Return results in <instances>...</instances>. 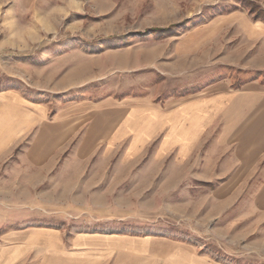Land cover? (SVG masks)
I'll return each instance as SVG.
<instances>
[{"label": "rangeland", "instance_id": "rangeland-1", "mask_svg": "<svg viewBox=\"0 0 264 264\" xmlns=\"http://www.w3.org/2000/svg\"><path fill=\"white\" fill-rule=\"evenodd\" d=\"M250 3L264 9V0H0V133L10 138L0 143V264L22 248L13 264H76L90 247L109 251L100 264H163L171 253L264 264L255 204L264 181L225 196L230 181L207 178L217 165L156 161L155 143L139 159H125L126 142L80 161L86 130L35 166L39 127L17 126L24 114L52 120L108 98L161 104L215 80L264 76V22ZM132 241L153 242L132 254Z\"/></svg>", "mask_w": 264, "mask_h": 264}, {"label": "crops", "instance_id": "crops-1", "mask_svg": "<svg viewBox=\"0 0 264 264\" xmlns=\"http://www.w3.org/2000/svg\"><path fill=\"white\" fill-rule=\"evenodd\" d=\"M257 69L259 73L264 72V66ZM258 76L240 86H233L228 80H215L200 91L177 94L161 104L147 98H108L93 105L66 109L52 120H44L40 114L27 117L24 114L17 126L19 129L39 127L28 153V160L35 166L51 163L59 149L86 130L77 149L80 161L102 146L111 151L126 142L125 159H139L155 143L156 161L175 156L178 167H185L195 163L197 157H205L209 169L217 165L215 171L208 172L207 178L230 181L231 184L224 188V195L242 196L247 181H264V76ZM46 135L49 142L44 141ZM7 136L8 133L1 132L0 143H7L10 140ZM256 198L255 204L264 209V183ZM150 242L153 241L136 246L132 241L125 249L132 254H145L151 249ZM33 243L28 241L26 244L31 246ZM90 248L95 256L93 253L76 255V264H100L109 253L98 247ZM23 252L27 251L22 248L9 258L4 256V262L13 264L21 260ZM155 255L153 260L157 258ZM200 263L199 257L189 255L184 258L171 253L163 264Z\"/></svg>", "mask_w": 264, "mask_h": 264}, {"label": "trees", "instance_id": "trees-1", "mask_svg": "<svg viewBox=\"0 0 264 264\" xmlns=\"http://www.w3.org/2000/svg\"><path fill=\"white\" fill-rule=\"evenodd\" d=\"M250 13L255 15L256 21L264 22V9L254 5L253 3H250Z\"/></svg>", "mask_w": 264, "mask_h": 264}]
</instances>
